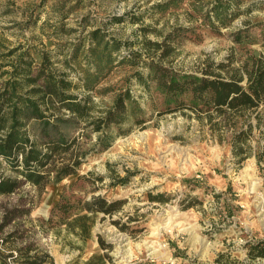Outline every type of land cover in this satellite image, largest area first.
<instances>
[{"label": "rangeland", "instance_id": "1", "mask_svg": "<svg viewBox=\"0 0 264 264\" xmlns=\"http://www.w3.org/2000/svg\"><path fill=\"white\" fill-rule=\"evenodd\" d=\"M169 1L165 9L154 7ZM212 1L0 0V62L8 61L3 55L18 48L49 52L52 61L62 60L72 44L92 29L134 43L133 50H141L144 40L166 41L174 48L167 65L197 75L209 66L223 75L219 64L232 62L229 68H237L249 56L264 55L261 25H256L264 23V0H242L241 11H250L240 14L227 29L218 25L212 29L206 22ZM115 18L123 21L115 23ZM177 30H181L178 36ZM235 32H241L242 44L233 41ZM133 70L128 65L114 69L100 85L107 91L93 94V101L108 105ZM129 87L151 120L86 159L78 173L88 178L84 184L92 185L72 187L73 177L49 184L30 215V237L24 239L36 242L54 264H68L79 255L86 260L95 253L107 254L111 260L106 264H264V258L248 255L251 245L264 242V157L258 159L252 153L241 161L234 155L229 144L235 131L232 117L213 114L208 118L187 110L157 116L155 95L145 93L134 80ZM254 136L253 150L256 142H263L260 135ZM1 176L16 174L0 159ZM65 192L84 200L101 195L125 201L111 219L97 220L81 254L68 244L70 236L55 235L36 222L47 218ZM158 194L167 199L149 200ZM16 199L17 194L0 197V211ZM111 221L129 226V233ZM16 224L20 231L29 227L22 220ZM12 228H5L0 236ZM98 235L111 246L109 251L99 248Z\"/></svg>", "mask_w": 264, "mask_h": 264}, {"label": "trees", "instance_id": "2", "mask_svg": "<svg viewBox=\"0 0 264 264\" xmlns=\"http://www.w3.org/2000/svg\"><path fill=\"white\" fill-rule=\"evenodd\" d=\"M170 3L154 7L165 9ZM242 3V0H213L208 4L205 20L212 29H216L215 25L227 29L240 14L250 11V8L241 11ZM114 21L120 23L123 18ZM256 25H261L264 48V23ZM179 32H175L177 36ZM240 35L241 32L234 34L233 41L238 45L244 42ZM134 45L112 38L103 30L92 29L72 44L59 61H52L49 52L34 48L12 49L3 55L2 59L8 61L0 62V159L16 176L0 177V197L17 194L18 199L0 211V232L14 226L0 236V264H54L53 258L36 242L24 239L30 237L27 234L33 225L30 215L51 183L60 184L73 177L72 187L92 185L84 184L88 178L78 173L86 159L104 152L117 138L128 135L133 128H143L151 120L129 87L132 80L145 93L155 95L153 103L158 101V107L153 110L157 116L187 110L208 118L213 114L232 117L235 131L229 141L231 151L241 161L252 153L263 159L264 55L249 56L237 68H229L232 62L219 64L223 75L215 74L210 66L197 75L167 65L174 48L166 41L144 40L140 43L141 50H133ZM122 50L126 53L121 54ZM123 65L134 68L124 78L125 86L115 90L108 105H97L92 95L104 94L108 88L100 85ZM4 67L7 69L1 71ZM253 132L263 139L262 144L256 142L254 150L250 146L255 137ZM24 187L28 190L21 192ZM166 199L165 194L149 198L157 202ZM124 203L101 195L84 200L65 192L53 204L47 218L36 222L38 227H45L55 235L64 232L70 236L68 244L81 254L82 245L92 238L97 220L111 219ZM19 220L28 229H15ZM111 223L129 233V226ZM97 242L101 250L111 249L99 235ZM248 255L251 259L264 258V242L251 245ZM80 258L79 255L68 264H106L111 260L104 253L92 254L86 260Z\"/></svg>", "mask_w": 264, "mask_h": 264}]
</instances>
